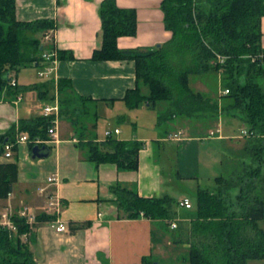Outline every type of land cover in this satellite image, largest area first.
I'll return each mask as SVG.
<instances>
[{
  "label": "crops",
  "instance_id": "0c3cea01",
  "mask_svg": "<svg viewBox=\"0 0 264 264\" xmlns=\"http://www.w3.org/2000/svg\"><path fill=\"white\" fill-rule=\"evenodd\" d=\"M102 1L14 0L18 22L52 21L55 25L53 30L45 34L39 32L35 37L43 45L53 43L56 50L72 57H55V68L48 77L38 76L45 67L43 60L39 65L11 71L10 77L15 79L21 92L15 97L6 90L0 92V136L13 127L17 129L20 120L43 115V108L50 101L56 99L58 103L55 134H48L47 140H35L42 144L39 147L45 148L43 152L47 156L33 158L31 142H19L11 158L0 152V165L16 163L18 167L17 182L11 196L0 200V209L8 205L15 209L25 206L37 214L41 213L45 198L39 195L38 188L42 186H47L48 191L60 200L56 218L66 223L69 231L56 233L47 224L33 229L35 241L29 247L38 264H142L143 257L158 259L155 251L163 248L165 237H176L170 235L173 230L189 227V220L194 216L190 212L193 204L189 195L195 194L197 189H205L200 185L202 177L212 180L216 186L215 179L223 176L217 174V166L222 169L226 166L224 149L228 148L231 163L243 147L239 141L246 139L232 133L230 136L224 134L220 123L223 112L216 117L204 114L194 118L160 120L159 113L157 117H149L157 105L152 108L146 103L129 109L123 98L127 91L136 87L134 61L92 60L93 52L100 48L102 41L98 14ZM115 2L119 8L134 10L136 15L135 35L118 37L119 49L159 48L170 40L171 32L163 22L162 0ZM260 24L261 47L264 48V17ZM44 35H48V39L44 40ZM59 79H68L77 96L90 98L79 103L81 107H73L77 113L74 116L64 111L59 114ZM198 83L199 88L193 91L205 96L201 92L204 88L200 80ZM142 92H147L146 87L142 86ZM18 95L20 100H16ZM214 102L220 108L225 103L220 100ZM159 106L163 110L160 114H163L166 106ZM77 108L86 110V115ZM230 118L237 120L239 117L230 112ZM100 119L108 120L112 125L116 123L117 126L104 125L107 127L105 131L119 130L112 134L113 138L142 143L136 170L119 169L109 163L95 164L87 158L85 143L95 137L93 143L99 145L105 139L97 130ZM210 132H214V136L210 137ZM22 134L28 135L20 132L16 136ZM175 134L177 137H173ZM220 147L222 149L219 150ZM228 171L230 173V169ZM52 175L58 178V182L48 185L46 179ZM117 185L134 190L141 197L167 196L173 199L172 219L127 218L115 204L116 195L112 187ZM183 199L190 201L191 209L178 206ZM185 216L187 220L183 218ZM172 222L177 225L175 229L170 228ZM72 226L80 228L71 232ZM152 237H159L161 241L155 243ZM180 245H173V249ZM178 256H174L175 261Z\"/></svg>",
  "mask_w": 264,
  "mask_h": 264
},
{
  "label": "trees",
  "instance_id": "16d2710c",
  "mask_svg": "<svg viewBox=\"0 0 264 264\" xmlns=\"http://www.w3.org/2000/svg\"><path fill=\"white\" fill-rule=\"evenodd\" d=\"M161 10L164 26L171 32L170 40L159 48L122 50L117 47V39L135 35V11L119 8L115 0L102 1L98 9L102 41L92 60L134 61L136 87L123 98L129 109L146 103L152 108L163 104L166 107L158 115L160 120L204 114L216 117L219 112H233L241 118L251 135L245 137L239 155L230 163L228 176L215 179L217 188L197 189L195 219L190 224L192 237L184 241L186 250L181 255H186L181 257L186 264H247L249 260H264V90L258 81L264 74L260 24L264 0H162ZM54 28L53 22L47 20L18 22L14 0H0V92L6 90L12 97L21 92L18 86L10 85V72L39 65L44 52H54L59 59L72 58L56 50L53 43L43 45L35 37ZM220 71L224 89L228 90L221 108L189 85L190 75ZM57 88L59 114L64 111L74 116L77 113L73 107L90 100L74 94L68 79H59ZM77 111L87 113L80 108ZM52 119L53 116L41 115L20 120L17 129L13 127L0 136V152L4 153L5 140L15 143L20 132H27L31 149L42 146L35 140H47ZM94 138L85 143L90 161L137 169L142 143L117 140L111 135L98 145L93 143ZM17 179L16 163L0 165V200L8 197ZM112 192L116 195L115 204L129 219L169 221L173 217L171 208L175 201L167 196L141 197L119 185L112 187ZM55 219L56 215L38 213L39 225L35 227ZM14 221L17 235L29 233V240L23 243L0 227V264H38L29 248L35 241L31 228L24 219ZM77 228L72 226L71 232ZM152 239L155 243L161 241L159 237ZM173 242L179 244L177 239ZM142 264L160 263L149 256L142 258Z\"/></svg>",
  "mask_w": 264,
  "mask_h": 264
},
{
  "label": "built area",
  "instance_id": "2783aa9c",
  "mask_svg": "<svg viewBox=\"0 0 264 264\" xmlns=\"http://www.w3.org/2000/svg\"><path fill=\"white\" fill-rule=\"evenodd\" d=\"M45 40L48 39V35L44 36ZM56 54L54 52H44L42 54V59L45 62V67L44 69L40 70L38 72V76L40 77H48L51 72L54 70L55 65H56ZM262 56H260L261 58ZM218 60L220 62H223V58L218 57ZM10 85L12 87H16L17 83L14 79L10 81ZM228 90L224 89L223 94H227ZM21 97L18 95L16 97V100H20ZM54 99V98H53ZM57 113H58V103L56 99L50 103H48L46 106L43 108V116H53V119L51 121V127L48 129V134L49 135H54L55 134V127L57 123ZM55 115V116H54ZM119 132L118 129H113V130H107L105 131V138L111 136L112 134H117ZM215 132H218L216 130ZM214 132H210V137L214 136ZM251 135L247 129H242L240 131V136L241 137H249ZM173 137H177V135H173ZM19 142H29L28 135L22 134L19 136H16L15 143L12 142H4L3 143V148H4V156L6 158H11L12 154L14 153L13 148L18 145ZM38 143V142H35ZM46 182L48 185L50 184H56L58 182V178L55 175L49 176L46 179ZM38 193L40 196L45 198V204L43 205L41 213H45L48 215H56L59 211L60 207V200L57 197V195L50 193L48 191L47 186H42L38 188ZM11 196V193L8 194L9 198ZM178 206L186 208V209H191L192 204L188 199H183L178 202ZM36 215L37 213L34 212V210L30 207H25L22 206L18 209L13 208L12 206L8 205L0 209V227L7 230L9 233L10 237H19L21 242L23 243H28L29 240V233H23L17 235V226L15 224L14 218H20L24 219L25 223L28 224V226L33 229L35 228V225H39V223L36 221ZM49 225L54 229L56 233H67L69 231L68 225L57 218L55 220L49 221V222H44L40 225ZM177 227L175 222L170 223V228L175 229Z\"/></svg>",
  "mask_w": 264,
  "mask_h": 264
},
{
  "label": "rangeland",
  "instance_id": "374dc122",
  "mask_svg": "<svg viewBox=\"0 0 264 264\" xmlns=\"http://www.w3.org/2000/svg\"><path fill=\"white\" fill-rule=\"evenodd\" d=\"M201 1H204V0H201ZM251 60L253 61V58ZM176 65H177L176 62L172 63V66L175 69L177 68ZM199 80L201 82V85L204 88V91H201V92H203L205 94V97L207 99H210L211 103H213L215 100H220V101L227 100V97H225V94H223V90H224L225 86H224V83L222 82L221 71L218 73L217 72H210V73L199 75V76L198 75H190L189 76L190 87L194 90H196V88H199V83L197 84V82H199ZM258 81L264 90V74H263V76L258 78ZM88 108H90V107L88 106ZM161 111H163V110H161V108L158 104L155 111L153 113H151L149 115V117L152 118L153 115H155L157 117L158 113L160 114ZM218 115H221L220 112ZM220 123H222L223 132L227 136H230V133H232V134H235V136L237 135L238 137H241L240 131L242 129H247V126L245 124H243L241 118H237V120H231L230 115H227V114L220 116ZM107 124H109L108 120H106V122H104V120H101V119L97 121V126H98L97 130L101 131V133H103L104 138H105L104 132L107 128L106 126L104 127V125H107ZM108 126L111 127V126H117V125L115 123L114 125L109 124ZM219 128H220V126H219ZM242 138H244V137H242ZM239 142H240L239 145L243 146V143L245 142V140L242 139V141H239ZM223 148H224V146H223ZM220 149H222V147H220L219 150ZM216 151H217V149L215 148L214 149L215 157H216ZM224 152H225V154L223 157L225 160H227L226 164H224L226 166H224V169L217 166V174L219 175L221 173L225 177V176H228V172H229L228 170L230 169V162H229L230 152H229L228 148L226 150L224 149ZM200 182H201L200 185L203 188H212V187L214 189L217 188V186L214 185L213 181L212 180L210 181V179H207V177H202ZM175 190L179 191V189L178 190L175 189ZM179 192H181V191H179ZM189 199L191 200V202L193 204V209L190 210V212H191V214H194V216L192 219L190 218L191 220H189V223H188L189 227L188 226H187V228L181 227V228H178L176 231L173 230V232L170 233V235L176 236V237H167V238L165 237V241L163 242V248L161 250L155 251V255H158V257L160 258V259L159 258L157 259V261L160 264H186V263H184L183 258L181 257V256L185 257V255H186V254L181 255L184 252V250H186V247H184V245H182V244L185 243L184 241L187 240L186 238L192 237L191 233H190V224L195 219V213H194V211H195L194 206H195V202H196L195 194L189 195ZM183 218L185 220H187L186 216ZM261 226H262V224H260V227ZM174 239L178 240L179 245L181 244L180 247L175 249V250L173 249V245H178V244H175L173 242ZM29 248L32 251V248L31 247H29ZM175 255L180 256V257L178 256L179 259L176 261H175V257H174ZM247 264H264V260H249L247 262Z\"/></svg>",
  "mask_w": 264,
  "mask_h": 264
},
{
  "label": "water",
  "instance_id": "95a60500",
  "mask_svg": "<svg viewBox=\"0 0 264 264\" xmlns=\"http://www.w3.org/2000/svg\"><path fill=\"white\" fill-rule=\"evenodd\" d=\"M7 140H5L6 142ZM45 150L44 147H39V146H34L32 149H31V152H32V157L35 158V157H38V158H42V157H45L47 156V153H44L43 151Z\"/></svg>",
  "mask_w": 264,
  "mask_h": 264
}]
</instances>
